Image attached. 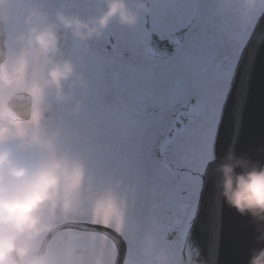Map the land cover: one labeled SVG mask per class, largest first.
I'll list each match as a JSON object with an SVG mask.
<instances>
[{
  "label": "flooded vegetation",
  "instance_id": "flooded-vegetation-1",
  "mask_svg": "<svg viewBox=\"0 0 264 264\" xmlns=\"http://www.w3.org/2000/svg\"><path fill=\"white\" fill-rule=\"evenodd\" d=\"M23 1L19 0L18 3V0H10L16 9L14 14L9 15L11 23L5 32V40L11 46L6 43V60L0 65V136L9 130L20 131L25 125H44L51 117L49 115L47 118L45 113L48 109L55 112V121L52 122L63 126L68 119L66 108L75 104L73 101L52 100L48 92L39 88L35 90L34 86L29 89L20 87L19 79L25 76L35 78L43 71L16 39L17 34L24 29L27 10L36 7L50 16L56 11H64L84 17L98 14L102 7L101 3L96 6V0H42L40 7L34 4L35 0ZM208 2L200 10V0H146V9L139 14L135 27L122 28L113 23L99 40L89 42L87 48L64 33L60 58L72 60L71 50L79 47L86 52V58H91L105 69L110 79L111 74L114 75L118 96L112 92L116 101L113 105H118L121 111L130 115L128 119L134 126L135 135L132 151L122 161L127 162L136 157L134 153L141 143L137 142L140 127L149 129L145 137L152 144L147 150L145 167L136 166L137 172L142 174L144 169L148 172L153 170L154 173L158 171L160 175L163 174L160 178L163 182L148 187L142 200L145 205L137 211L143 212L149 219L147 227L136 219L141 231V240L136 246L142 255L141 264H145L144 261L154 253L158 255L157 264H182L181 242L193 213L203 171L211 158L212 140L220 111L240 49L255 22L256 14L264 4V0ZM15 26L20 27L21 31ZM151 42L154 44L152 54L146 48ZM166 48H171L168 55ZM110 59L118 60L122 65L121 75L110 69ZM168 60H174L175 65H168ZM132 69L138 72H132ZM143 72L150 75L148 81L142 75ZM172 78L174 83L170 86ZM138 80L149 87L152 81V86L156 85L159 89L141 93L138 91ZM17 91H26L30 95V112L24 121H13L4 111L6 101ZM76 100L83 101L81 96ZM150 103L152 106L161 105L166 110L160 115L159 108L149 106ZM80 110H89V107L83 106ZM176 113L183 122L182 129L160 151V141ZM80 123L83 120L78 119L71 124L70 134L77 135L79 126H82ZM138 159L137 156L135 161ZM91 178L92 171L89 169V178L83 186H89L87 202L94 217L99 215L100 209L108 211L111 208V184L106 179L107 182L104 181L101 188L98 189V185L91 187ZM176 182L181 184L177 186ZM91 188L96 192L89 195ZM102 196L107 197L105 205L100 199ZM95 207L99 208L97 212ZM45 216L50 218L51 224L56 222L55 216L46 213ZM119 217L122 220V213ZM99 222L106 223L107 220L102 218ZM45 234L42 233L38 238V245ZM47 243L50 245V240ZM60 243V240H56L50 245L53 261H56ZM18 252L23 254L22 250ZM75 259L74 255H69L67 262L74 263ZM76 261L79 263L75 264H86L88 260L84 255H79Z\"/></svg>",
  "mask_w": 264,
  "mask_h": 264
},
{
  "label": "clouds",
  "instance_id": "clouds-1",
  "mask_svg": "<svg viewBox=\"0 0 264 264\" xmlns=\"http://www.w3.org/2000/svg\"><path fill=\"white\" fill-rule=\"evenodd\" d=\"M99 2L102 7L96 15L81 17L56 11L50 16L34 7L24 16V29L16 39L43 70L37 86L55 101H70L77 89L86 88L77 65L60 58L64 33L87 48L113 23L122 28L135 27L139 14L146 9V0ZM81 104L76 100L74 109L78 111ZM228 160L218 168L222 196L240 214L264 220V167L248 166L231 155ZM73 167L69 157L56 151L35 125L0 136V264H54L36 242L52 228L44 209L61 197L72 205L79 203L80 189L65 179ZM236 167L246 170L236 173ZM250 264H264V249L254 252Z\"/></svg>",
  "mask_w": 264,
  "mask_h": 264
},
{
  "label": "water",
  "instance_id": "water-1",
  "mask_svg": "<svg viewBox=\"0 0 264 264\" xmlns=\"http://www.w3.org/2000/svg\"><path fill=\"white\" fill-rule=\"evenodd\" d=\"M2 41L0 20V61L4 55ZM15 101L13 98L9 105ZM230 155L248 166L264 167V13L236 67L216 136L215 157L207 168L199 210L184 243L185 264H250L254 252L264 249V220L240 214L221 194L218 168L229 162ZM244 170L236 167L234 171ZM63 227L104 233L117 249L114 264H121L124 243L113 230L67 222L52 232Z\"/></svg>",
  "mask_w": 264,
  "mask_h": 264
},
{
  "label": "rangeland",
  "instance_id": "rangeland-1",
  "mask_svg": "<svg viewBox=\"0 0 264 264\" xmlns=\"http://www.w3.org/2000/svg\"><path fill=\"white\" fill-rule=\"evenodd\" d=\"M4 1V0H3ZM24 3V1L22 0ZM42 0H35L34 4L38 5V7L41 6ZM208 0L204 2L203 0H200L199 9L206 7L208 5ZM1 3V2H0ZM10 3V2H9ZM19 3V0H18ZM18 3H16V6L18 7ZM99 0L95 1V4H99ZM260 5V4H259ZM0 11L5 10L4 4L0 6ZM259 7V6H258ZM24 8V7H22ZM89 7H84L83 9H88ZM16 7L10 4V10L11 14H14V10ZM7 22V25L11 23L9 19L5 20ZM15 29L20 30V27H16ZM9 46H11L10 42L6 41ZM71 55H73V62L77 65V71L81 74L83 79L86 81V88L83 90L77 89L76 93L72 100L75 102L76 99L81 96L82 98V104L81 107L87 106L89 107V110H75L74 105L69 106L66 108V114L68 116V119L64 122L63 126L57 125L53 121V114L54 112H51L49 109L45 111V113L48 115L47 118L50 117L49 121H46L44 125H39L35 123V126L40 128L42 130L43 137H48L50 141H47L56 151L66 154L68 157H72V160L76 163L74 167L70 170L69 173L66 174L65 179L67 178L71 183H74L77 186V183L79 184L80 189V200L77 205L70 204L67 200L61 198H58L55 202L50 204L45 210L49 211L50 213H45L49 216L55 215L60 221H67L68 219H74L77 217H84L86 214L90 213L91 209L88 207V187L89 186H83L82 183H85L89 178V169L92 171V178H91V187L93 186H101L102 183L106 179H111L114 177L116 180L114 183L110 186V193H111V200H110V207L107 211L104 209L103 211L99 210V216L97 219L101 220L102 218L107 220V223L116 228L118 231L122 232V236L126 240L127 243V251L125 254V259L123 264H141V258L142 255L140 254V251L137 250L136 246L138 244V241L141 240L140 238V226L136 225V219H139L140 222L143 223L144 227H147V224L149 222V219L147 216L140 212L138 213V209L141 210L142 206L145 205V202L142 201L145 197L146 191L150 185L155 184H161L163 181L160 179L163 177V174L160 175L158 171L154 173L155 171L150 170L145 171L143 170L142 174H139L137 172L138 167L141 166L145 167V157L147 154V150H149V146H151L152 141L147 142L146 137H142L140 147L136 149V157L138 156L139 159L137 161L136 157L130 159L127 162L122 161L123 159H118L114 163H110L107 165H99L95 164L91 158L90 152L88 147L84 143L83 139V131L80 130L81 134H70V131L72 129L71 124L78 121V119H81L84 121L86 117L89 116V114L93 111L96 106H98L100 103L105 104H115L113 96L109 95L111 92H116L117 94V87L114 75L111 74V79L108 76V73H105V69L95 61H92L91 58H86V52L83 51L81 48H73L71 50ZM174 60H168L167 64L170 66H173ZM175 65V64H174ZM110 69L118 74L121 75V68L122 65L119 64L118 60L110 59ZM132 72H138L137 69H132ZM111 73V72H110ZM145 76V78L149 79V74L143 72L142 74ZM29 76H25V78L19 79L20 87L24 89H29L31 86L35 87V90L39 88L37 86V76L27 78ZM144 78V77H142ZM144 78V79H145ZM145 79V80H146ZM138 83V91L143 93V91H157L159 88L156 85L151 87L148 85L143 84L140 80L137 81ZM174 83V80L172 78V81L170 82V86H172ZM142 85V87H141ZM116 87V88H114ZM119 92V91H118ZM118 96V94H117ZM53 100V98H52ZM158 105V104H157ZM152 106V103L149 104L151 107H158L159 112L158 114L162 115L164 110H166L163 106ZM47 120V119H46ZM54 124V127H53ZM83 124V123H80ZM23 128H20V131ZM77 129V126H76ZM49 130L51 132H49ZM152 130V129H151ZM144 131V126L140 127L138 130V137L137 142H139L140 137ZM49 132V133H48ZM59 132V133H58ZM47 135V136H46ZM147 135V133L145 134ZM141 154H138V153ZM142 155L141 159L140 156ZM137 162V165L135 164ZM126 163V164H125ZM127 166V167H126ZM135 166V167H134ZM128 168V169H127ZM125 169V170H124ZM127 169V170H126ZM159 178H158V176ZM180 182H176L177 186H179ZM181 184V183H180ZM81 185V186H80ZM121 187V188H120ZM120 188V189H119ZM122 191V192H121ZM96 190L91 188V191L89 192V195H92L91 193H95ZM141 197V198H140ZM102 204L105 205L107 200L106 196H102L101 198ZM118 202L120 203V207H118ZM98 207H95V211H98ZM122 213V220L120 219V214ZM102 216V218L100 217ZM94 220L88 216V220L86 222H93ZM122 221V225H121ZM119 232V233H120ZM65 234H71V235H65ZM78 234V230L74 229H63L58 233V235L66 236H75ZM60 236H58L59 238ZM53 241V242H52ZM50 245H52L55 240H52ZM103 242H107L105 239ZM157 245V243H155ZM109 248H112V245L109 243ZM50 250V249H49ZM48 254L51 255L50 251ZM150 253V251L148 252ZM53 256V255H52ZM51 256V257H52ZM64 257V261L60 259H56L54 261V264H68V260L66 255H62ZM157 254H150V258L146 259L144 262L145 264H157L158 260Z\"/></svg>",
  "mask_w": 264,
  "mask_h": 264
},
{
  "label": "snow or ice",
  "instance_id": "snow-or-ice-1",
  "mask_svg": "<svg viewBox=\"0 0 264 264\" xmlns=\"http://www.w3.org/2000/svg\"><path fill=\"white\" fill-rule=\"evenodd\" d=\"M83 139L95 164L127 158L135 140L134 126L118 105L100 103L82 124Z\"/></svg>",
  "mask_w": 264,
  "mask_h": 264
}]
</instances>
